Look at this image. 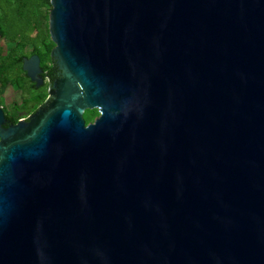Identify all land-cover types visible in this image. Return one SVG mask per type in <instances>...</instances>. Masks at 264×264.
<instances>
[{"label": "water", "instance_id": "obj_1", "mask_svg": "<svg viewBox=\"0 0 264 264\" xmlns=\"http://www.w3.org/2000/svg\"><path fill=\"white\" fill-rule=\"evenodd\" d=\"M49 2V97L0 106V264H264V0Z\"/></svg>", "mask_w": 264, "mask_h": 264}, {"label": "trees", "instance_id": "obj_2", "mask_svg": "<svg viewBox=\"0 0 264 264\" xmlns=\"http://www.w3.org/2000/svg\"><path fill=\"white\" fill-rule=\"evenodd\" d=\"M49 8V0H0V40L13 44L6 53L0 44V86L13 82L23 94H29V90L34 89L22 71V58L35 54L42 62H50L53 44L46 43L48 35L42 29L43 24L48 22ZM28 45H31L33 50L27 52ZM30 97L25 99V106L30 105V109L34 110L41 104L43 97Z\"/></svg>", "mask_w": 264, "mask_h": 264}, {"label": "flooded vegetation", "instance_id": "obj_3", "mask_svg": "<svg viewBox=\"0 0 264 264\" xmlns=\"http://www.w3.org/2000/svg\"><path fill=\"white\" fill-rule=\"evenodd\" d=\"M52 68L53 65L51 60L49 63H44L40 59V69L42 74H45L48 70ZM31 85L39 92L36 95L33 94L34 99H39L43 97V101L41 102V104L38 105L34 110H31L30 105L25 106V101H24L21 107H17L16 105H13L12 110L10 112L1 106L4 111L5 121L13 124L20 120H26L46 102V100L49 97L50 79L47 77L44 78L42 85H40L39 87H35V83L33 82H31ZM98 117H99V110L96 108L93 109L85 108L82 111V118L85 122V125L93 123Z\"/></svg>", "mask_w": 264, "mask_h": 264}, {"label": "rangeland", "instance_id": "obj_4", "mask_svg": "<svg viewBox=\"0 0 264 264\" xmlns=\"http://www.w3.org/2000/svg\"><path fill=\"white\" fill-rule=\"evenodd\" d=\"M50 9H51V5L48 11V16ZM42 29L47 32L48 37L46 39V43L50 45L51 40L48 33V22L47 24H43ZM0 44L4 49V53H6L13 46V44L5 43L2 39L0 40ZM53 46L54 45H52V48ZM31 50H33V47L31 45L26 46L27 52ZM45 61L49 63L47 60ZM28 87L31 88V85L28 84ZM37 93L39 92L34 88L29 90V94H23L15 83L7 82L5 85L1 84L0 86V105L10 112L12 110L13 105H16L17 107H21L22 103L25 101L27 97H30L33 94L36 95Z\"/></svg>", "mask_w": 264, "mask_h": 264}]
</instances>
